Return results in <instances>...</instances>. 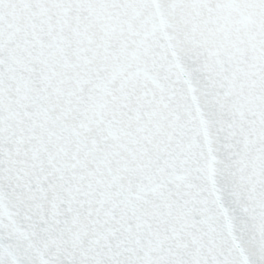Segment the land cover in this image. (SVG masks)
Listing matches in <instances>:
<instances>
[{"label":"snow or ice","instance_id":"6c2138e0","mask_svg":"<svg viewBox=\"0 0 264 264\" xmlns=\"http://www.w3.org/2000/svg\"><path fill=\"white\" fill-rule=\"evenodd\" d=\"M0 264H264V0H0Z\"/></svg>","mask_w":264,"mask_h":264}]
</instances>
